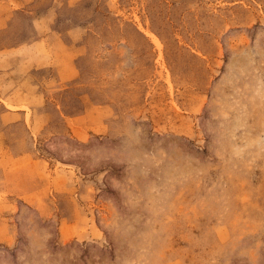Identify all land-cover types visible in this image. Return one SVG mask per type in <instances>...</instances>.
<instances>
[{
    "label": "rangeland",
    "instance_id": "obj_1",
    "mask_svg": "<svg viewBox=\"0 0 264 264\" xmlns=\"http://www.w3.org/2000/svg\"><path fill=\"white\" fill-rule=\"evenodd\" d=\"M0 264H264V0H0Z\"/></svg>",
    "mask_w": 264,
    "mask_h": 264
}]
</instances>
